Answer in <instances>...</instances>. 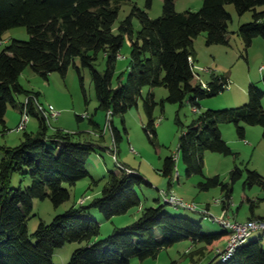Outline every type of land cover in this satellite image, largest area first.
<instances>
[{"label":"trees","instance_id":"trees-1","mask_svg":"<svg viewBox=\"0 0 264 264\" xmlns=\"http://www.w3.org/2000/svg\"><path fill=\"white\" fill-rule=\"evenodd\" d=\"M129 1L0 0V44L5 32L14 28L25 27L31 36L28 42L13 40L0 54V125L7 129L8 106L11 103L18 107L15 95H25L29 99L30 119L34 116L39 121V131L25 132L19 146L0 147L4 155L0 162V264H54L55 252L71 243H78L81 247L75 250L68 264H132L133 259L142 262L158 259L162 251L182 242L191 244L185 257L192 264H213L218 257L221 258L219 264H264L262 237L239 246L225 261L222 254L231 230L208 234L201 221L176 214L167 206L189 208L174 205L165 198L164 205L158 201L157 206L142 208L137 188L151 184L126 165L120 166V172L107 175V184L91 203L88 204L85 197L84 202L57 215L50 224L41 222L38 229L30 233L29 221L36 200H50L58 208L70 201L71 189L80 182L91 180L90 190L99 186L101 181L88 169L89 159L93 152L102 149L117 154L119 161L118 145L122 137L114 128L113 117L125 116L137 107L147 87L168 91L162 104L183 107L190 97V104L200 114L180 139L179 148L189 177L204 174L207 152L238 158L223 137L222 125L234 124L242 140L246 139L247 126L264 129V91L255 85L250 86V102L241 108L199 111L203 99L215 97L228 89L230 78L213 74L211 82L204 86L196 72L194 49L195 39L202 34L207 35L209 46L230 45L229 25L233 18L226 7L234 5L240 16L254 12V20L242 25L238 32L249 50L255 39H264V12H257V8L264 6V0H203L201 11L183 13L176 11L177 0H164V12L160 18L151 19L135 7L132 14L120 23L119 34L115 35L113 27L121 6ZM152 3L153 0H147L148 6ZM135 18L142 24L138 33L134 27ZM126 37L132 49L130 75L126 84L121 76L115 84ZM100 53H104L107 59L104 72L97 68ZM77 59L81 67L76 66ZM72 66L76 67L82 85V69L90 71L99 109L112 113L110 125L116 148L113 145L103 147L105 134L95 120H91L92 133L57 128L51 133V120L42 116L35 105L34 99L40 102L41 94L26 90L20 82L28 67L49 80V76L57 72L66 77ZM151 93L145 101L150 118L146 132L150 138H156L154 110L157 103ZM25 105L20 106L22 113ZM77 118L79 121L85 119L83 116ZM177 122L182 126L180 119ZM93 133L102 137L93 139ZM177 164L174 156L167 157L162 174L173 181ZM247 173L245 187L258 186L264 191V176L257 171L247 170ZM16 174L23 176L24 181L30 180V185L23 187L22 182L19 188H14L12 181ZM230 176V184L215 176L199 185L203 191L221 187L224 199L220 203L225 211L231 206L234 185L243 178L244 171L236 165ZM250 203L252 216L248 221H264V217L255 215L257 202ZM192 204L195 207L190 210L197 212V206ZM137 208H142V214L134 223L116 228L106 239H101V223L97 222L100 217L112 221ZM210 208L208 205L201 214L210 215Z\"/></svg>","mask_w":264,"mask_h":264},{"label":"rangeland","instance_id":"rangeland-1","mask_svg":"<svg viewBox=\"0 0 264 264\" xmlns=\"http://www.w3.org/2000/svg\"><path fill=\"white\" fill-rule=\"evenodd\" d=\"M203 5V0H177L176 11L179 13L199 12L202 10ZM135 7L147 13L151 19H158L164 12V0H153L151 6H148L147 0H131L123 3L118 20L113 27L115 35L119 34L120 23L132 14ZM226 9L233 18L229 25L230 45L209 46L206 34L200 35L194 41V49L197 54L195 68L202 82L204 84L211 82L213 74L230 78V86L225 92L201 101L200 112L236 109L247 105L250 102L251 79L255 82L253 85L264 91V82H261L264 77V72H262L264 71L262 70L264 67V39H255L253 46L247 50L242 37L238 34L242 25L254 20V12H247L240 16L234 5H228ZM257 12H264V6L257 8ZM134 27L136 33L142 30V24L137 18L134 19ZM30 39L31 36L25 27L8 30L3 35L0 54L10 46L13 40L28 42ZM131 53V43L126 37L118 60L115 84H118V77L120 76L124 84L128 82ZM75 64L77 67H81L79 59L76 60ZM97 68L101 72L107 69V59L104 53L99 54ZM82 73L84 85H82L75 66L70 67L66 77L57 72L51 74L49 80L28 67L22 74L20 82L26 90L40 93L41 103L47 109L52 107L60 114L58 120H52L51 133L54 131V127L69 132L92 133L91 120H95L100 125V130L104 131L105 134V141L102 142L103 147L111 148L114 139L108 114L99 109V101L90 71L82 69ZM151 92L155 95L157 103L154 110L156 138H150L146 132L150 124V118L145 108V101L152 94ZM167 97L168 91L165 88L152 90L147 87L143 90V96L140 98L137 107L131 109L125 116L115 115L113 117L114 128L122 137V141L118 145L119 161H115L113 154L109 151L98 149L93 152L89 159L88 169L97 180L101 181L99 186L90 190L93 185L91 180L87 179L80 182L76 188L71 189L70 201L58 208H55L50 200H36L34 202L33 217L29 221L30 233L33 234L41 222L50 224L57 215L63 214L72 206L84 202L85 197H87V203H91L93 198L100 196L98 192L107 184V175L120 172L121 165H126L138 171L151 184H143L137 188L142 200V208L157 206L158 201L164 205L165 200L162 192L175 193L185 202L194 203L198 208L197 212L185 208L177 209L173 206H167V208L176 214H183L184 217H193L201 221L208 234L227 231L226 227L215 222L214 219L227 220L231 223L247 222L252 216L250 201L257 202L255 215L264 217V201H262L264 191L258 186L245 187L247 170L257 171L264 176L263 127L247 126L248 138L242 140L234 124L222 125L223 137L232 150L238 154V158L207 152L205 154L204 174L189 177L187 174L188 167L179 148L180 139L188 126L200 114L196 113L190 104V97L183 107L166 102L162 104V101ZM15 101L17 108L11 103L8 106L7 129L4 128V125H0V147H17L22 143L25 132L37 133L39 131V121L34 116H31L26 131H18L22 120L20 106L27 101V97L25 95H15ZM86 114H89L90 117L82 121L78 120V116ZM178 119L182 122V126L178 124ZM101 137L102 135L98 133H93L91 136L93 139ZM113 148H116L115 145H113ZM169 156H174L178 160L177 173H179L180 182L178 178L171 181L161 172L164 167V160ZM3 157L4 155L0 150V162ZM236 165L244 171V176L234 185L231 206L225 211L220 203L224 199L222 188L217 187L210 191H203L199 185L208 178L215 176H220L225 183L230 184L232 182L230 173ZM170 182L172 183L170 184ZM12 183L14 188H19L21 185L23 187L29 186L31 182L30 180L24 181L23 176L16 174ZM208 205L211 207L210 215L201 214ZM142 208H137L128 215L116 217L112 221H105L103 217H100L97 222L101 223V239H106L116 228H123L134 223L141 216ZM261 237L264 245V230L255 232L246 243L259 240ZM190 246V242H182L162 251L158 259H149L145 262L133 259L132 264H192L189 258L185 257ZM224 246L226 245L224 244ZM80 247L81 245L78 243H71L58 249L53 256L54 264H68L72 254ZM220 262L221 258L218 257L213 264H219Z\"/></svg>","mask_w":264,"mask_h":264},{"label":"built area","instance_id":"built-area-1","mask_svg":"<svg viewBox=\"0 0 264 264\" xmlns=\"http://www.w3.org/2000/svg\"><path fill=\"white\" fill-rule=\"evenodd\" d=\"M264 70V68H262ZM204 86L206 84L203 83ZM35 105L37 107L38 112L44 116L46 119L53 120V119H58L59 113L56 112L52 107L51 109H47L43 104H41L39 101L34 99ZM29 99L25 102L26 105L24 107L23 113H22V120L21 123L18 127V131H23L27 128V125L30 121V114L28 110V104H29ZM196 112V110H195ZM84 118H87V115H84ZM112 118V113L108 114V120L109 124ZM114 159L117 161V154L113 155ZM129 171V170H128ZM130 172V171H129ZM164 198L166 201L177 205V206H182V207H187L189 209H193L195 206L193 204H187L185 203L182 199L174 196V195H167L166 193H163ZM218 223H220L222 226L226 227L227 229L231 230V235L230 239L228 241L227 248L225 252L222 254L223 259L226 261L230 259L236 248L239 246L245 244L247 240L257 231L264 230V221L260 220H255V221H247L245 223H231L230 221L227 220H220V219H215Z\"/></svg>","mask_w":264,"mask_h":264},{"label":"crops","instance_id":"crops-1","mask_svg":"<svg viewBox=\"0 0 264 264\" xmlns=\"http://www.w3.org/2000/svg\"><path fill=\"white\" fill-rule=\"evenodd\" d=\"M264 68V67H263ZM262 72H264V71H262ZM251 82H252V85L253 84H255V82L254 81H252V79H251ZM262 83H263V81H261ZM258 83H260V82H258ZM40 102H41V100H40ZM201 109V108H200ZM200 109H199V111H200ZM21 111V110H20ZM87 115V117H90L89 116V114H86ZM84 117V116H83ZM58 119H59V117H58ZM58 119H55V120H58ZM29 123H30V121H29ZM29 123H28V125H29ZM51 123H52V120H51ZM28 125H27V128H28ZM52 128V127H51ZM55 128V127H54ZM58 129V128H57ZM62 130V129H61ZM221 130H222V128H221ZM223 133V132H222ZM246 138H248V131L246 132ZM249 143V142H248ZM176 178H178V181L180 182V176H179V173H177V175H176ZM170 194H172V192L170 193ZM173 195H175V196H177V197H179L180 199H182L180 196H178L177 194H175V193H173ZM84 198V197H83ZM82 198V199H83ZM183 200V199H182ZM187 203V202H186ZM210 210H211V208H210Z\"/></svg>","mask_w":264,"mask_h":264}]
</instances>
